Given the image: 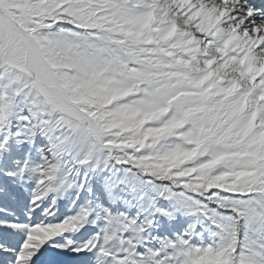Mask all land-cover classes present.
<instances>
[{
    "label": "snow or ice",
    "instance_id": "1",
    "mask_svg": "<svg viewBox=\"0 0 264 264\" xmlns=\"http://www.w3.org/2000/svg\"><path fill=\"white\" fill-rule=\"evenodd\" d=\"M0 264H264V0H0Z\"/></svg>",
    "mask_w": 264,
    "mask_h": 264
}]
</instances>
